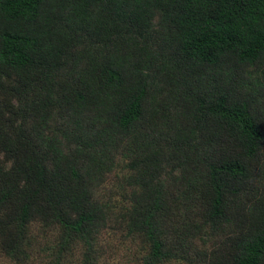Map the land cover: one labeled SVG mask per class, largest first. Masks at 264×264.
<instances>
[{"label": "trees", "instance_id": "obj_1", "mask_svg": "<svg viewBox=\"0 0 264 264\" xmlns=\"http://www.w3.org/2000/svg\"><path fill=\"white\" fill-rule=\"evenodd\" d=\"M264 264V0H0V259Z\"/></svg>", "mask_w": 264, "mask_h": 264}, {"label": "rangeland", "instance_id": "obj_2", "mask_svg": "<svg viewBox=\"0 0 264 264\" xmlns=\"http://www.w3.org/2000/svg\"><path fill=\"white\" fill-rule=\"evenodd\" d=\"M119 231H114L109 234L105 233L101 236V240L105 243V259L101 264H135L134 259L130 257L127 250L124 249V245L121 244ZM40 259H37L32 264H40ZM0 264H4L3 260L0 259Z\"/></svg>", "mask_w": 264, "mask_h": 264}]
</instances>
